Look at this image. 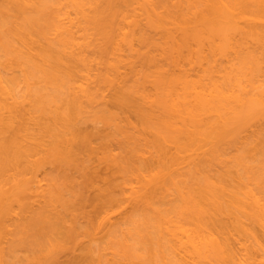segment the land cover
Segmentation results:
<instances>
[{
	"label": "bare ground",
	"instance_id": "1",
	"mask_svg": "<svg viewBox=\"0 0 264 264\" xmlns=\"http://www.w3.org/2000/svg\"><path fill=\"white\" fill-rule=\"evenodd\" d=\"M2 13L0 264H113L103 242L127 248L137 209L152 264H264V0H0ZM85 177L106 198L79 231Z\"/></svg>",
	"mask_w": 264,
	"mask_h": 264
},
{
	"label": "rangeland",
	"instance_id": "2",
	"mask_svg": "<svg viewBox=\"0 0 264 264\" xmlns=\"http://www.w3.org/2000/svg\"><path fill=\"white\" fill-rule=\"evenodd\" d=\"M5 16V14H0V21L1 20H3V22H4V19H7V18H5L4 17ZM4 17V18H3ZM1 23L2 22H0V25H1ZM5 23H8V22H6V20H5ZM4 24V23H3ZM1 26H3V29H4V25H1ZM7 26V25H6ZM2 27H0V29H1ZM1 31H3V30H0V32ZM108 106H110V108L108 107V109L109 110H111V112H109V114L111 115V116H105V117H108L109 119H111V117H112V115L115 113V111H116V109L115 108H113L112 107V105H108ZM105 107V106H104ZM107 107V106H106ZM105 107V108H106ZM105 108H103V109H105ZM103 109H102V111H103ZM101 111V112H102ZM103 112H105V115H108V113H107V108L105 109V111H103ZM114 112V113H113ZM112 113V114H111ZM102 114H100V116H101ZM104 116H103V118H104V122H105V118ZM110 121V120H109ZM108 121H106V123H107ZM102 124H104L103 122H102ZM100 125V124H99ZM101 126H102V128H104L103 127V125H100L99 127H100V129H102L101 128ZM105 126V125H104ZM98 140H100V139H98ZM97 142V141H96ZM102 142V141H101ZM92 157V156H91ZM90 157V159L89 160H87L86 161V163H87V165H88V171H94L95 172V174H99L101 177L102 176H105V172H106V170L104 169V165L103 164H98V162L97 161H94V159L92 160V158H94V157H92L91 158ZM86 159H87V157H86ZM98 179V178H97ZM80 180H83L82 182H81V184H80V188H81V185L84 183V185H82V186H84V189H83V191L84 192H82V193H84L85 194V196L84 197H86V203L84 204V206H82L81 205V207H83L82 209H80V207H78V203L77 204H74V205H77L76 206V208L75 209H77L78 208V214L79 213H81V214H79V219H78V223H80V224H78L77 225V223H76V228H77V226L79 227V228H77V229H79V231L81 230V231H84L86 228H90L89 227V225H90V222H89V220L91 219H89L88 220V218H89V216L90 215H92V214H94V208H95V206H97V204H99L98 202H100V201H98V202H96L97 201V199L96 198H100V199H98V200H103V197H104V195H101L102 194V192H100L99 193V191L97 190V188H96V186H99V187H101L100 185L102 184V182H99V181H96V183L95 184H93V185H90L91 183L90 182H87L86 181V177L83 179V178H80ZM120 180H122V179H119V181ZM99 182V183H98ZM122 182V181H121ZM90 183V184H89ZM85 186H86V188H85ZM88 186V187H87ZM102 186H103V184H102ZM101 189H102V191H103V189H105L104 187H101ZM101 189H100V191H101ZM98 191V192H97ZM104 191H106V190H104ZM80 193H81V191H80ZM81 193V194H82ZM98 193V194H97ZM105 193V192H104ZM97 196V197H96ZM83 197V196H82ZM83 197V198H84ZM102 197V198H101ZM104 198H106V197H104ZM105 200V199H104ZM84 201V200H83ZM84 203V202H83ZM73 207V206H72ZM73 209V208H72ZM140 210V211H139ZM77 211H76V213H77ZM74 212H75V210H74ZM144 212H145V210H144ZM131 213V212H130ZM128 214V216H127V218H129L128 219V223L126 222V221H124V222H126L127 224L125 225V227H126V231L128 232V233H126L125 235V241L127 242L126 244H128L127 245V248H123V246H124V242H123V237L121 236L119 239H116L115 240V238H118L119 236H117V237H115V235H119V234H114V236H112L113 235V233L110 235V236H108V239H107V241L104 243L103 242V246L105 245L106 246V248L107 249H105V247H103L102 246V244H101V242L102 241H104V240H99V242H98V246L102 249V247H103V249L105 250V252L107 253L108 252V254L110 255V256H113V254H110L111 252H115V255L116 256H114L113 258L112 257H110L108 254V256H107V258H109V260H111V258L113 259L112 260V262H113V264H118V262L120 263V264H126L128 261H132V260H134L135 258L134 257H136V255H138V259L136 258L135 259V261L137 262V263H143V264H152L151 263V261H149L150 260V258H149V256H151V255H149L150 253H152V244H153V247H154V243H153V241H151V239L153 240V235H155V227L153 226V227H151L152 228V230L151 229H149V227H150V225L149 226H146L147 225V220H148V218L146 219V216H150L149 215V213L148 212H146V213H143V209H137V210H135V212L134 211H132V214ZM130 215V216H129ZM146 215V216H145ZM93 216V215H92ZM91 216V217H92ZM151 218V217H150ZM149 218V219H150ZM127 220V219H126ZM91 221V220H90ZM150 221V220H149ZM124 222L122 223V227L123 228H125L124 227ZM150 222H152V221H150ZM146 223V224H145ZM151 224V223H150ZM80 225V226H79ZM153 228L155 229V230H153ZM33 230V229H32ZM32 230H30V232L32 231ZM35 230H38L39 231V229L38 228H35L33 231H32V233H34V232H36V233H34V235L35 236H31V239L34 241V239H35V241H34V243L36 242H38V241H42V243H43V241L44 240H46L45 239V237H41L42 235H41V232H38V231H35ZM65 231H67V228H65L64 229V232ZM153 231V232H152ZM29 232V233H30ZM32 233L30 234V235H32ZM38 234H40V236H36V235H38ZM44 236V235H43ZM54 238L56 239V240H59V241H63L64 240V236L61 234L60 235V233H58V234H54ZM30 236H28L26 239H27V241L29 242V238ZM33 237V238H32ZM37 237V238H36ZM114 238V240L112 239V238ZM42 238H43V240H42ZM26 239L24 240V242L26 241ZM30 239V240H31ZM36 239L38 240V241H36ZM114 242H113V241ZM121 243V245H120V243ZM155 241V240H154ZM28 242H25V243H23V241L21 242L22 244H25V245H23V247L22 246H19V245H21V243L20 242H18V244L19 245H16L17 243H15V245L18 247H21L22 248V251H23V249H25L24 248V246H26V244L28 243ZM31 242V241H30ZM107 242H108V244H109V246L107 247ZM123 242V243H122ZM32 243V242H31ZM29 244L28 243V246H27V248H28V254H27V257H34V256H32V254H34L35 255V251H34V249L36 248V246H38V248H37V251L39 250V248L42 246H40V242L38 243V244H36V245H34V246H32L33 245V243L32 244ZM113 243V244H112ZM114 243H116L115 245H114ZM122 244H123V246H122ZM43 245H44V243H43ZM111 245L115 248H112L111 247ZM35 247V248H34ZM112 248V249H111ZM102 249V251L104 252V250ZM114 249V251H110V250H113ZM26 250V249H25ZM25 250H24V253L26 254V252H25ZM123 251V252H122ZM129 253H128V252ZM126 252V253H125ZM37 253V252H36ZM38 253H40V250L38 251ZM76 253V255H78V259H77V261H78V263L80 262V263H82V259H84L85 257V255L87 254V250H85V249H83V250H78V251H76L75 252ZM122 253H125V254H122ZM23 254V253H22ZM29 254H31V255H29ZM120 254V255H119ZM132 254V255H131ZM134 254H135V256H134ZM123 255V256H122ZM38 256H41V254H39ZM122 256V258L121 259H118V258H120ZM131 256H133V259L131 258ZM117 257V258H116ZM123 257H126L127 258V260L125 259V258H123ZM129 257V258H128ZM131 258V259H130ZM64 261L65 260H68L69 259V257H66V256H64L63 258H62ZM122 259H125L126 261L124 262ZM80 260V261H79ZM85 260V259H84ZM89 260V259H88ZM88 260L86 259L85 261L87 262V263H90V261L88 262ZM152 260H153V258H152ZM85 261H83L84 263L83 264H86L85 263ZM134 261V262H135ZM140 261V262H139ZM111 262V263H112ZM155 262V261H154ZM110 263V262H109Z\"/></svg>",
	"mask_w": 264,
	"mask_h": 264
}]
</instances>
